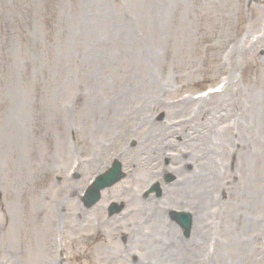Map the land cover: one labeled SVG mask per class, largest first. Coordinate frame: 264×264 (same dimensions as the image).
Wrapping results in <instances>:
<instances>
[{"label":"rangeland","instance_id":"obj_1","mask_svg":"<svg viewBox=\"0 0 264 264\" xmlns=\"http://www.w3.org/2000/svg\"><path fill=\"white\" fill-rule=\"evenodd\" d=\"M14 1L0 0V181L12 178L14 189L17 186L26 192L24 197L31 191L29 197L45 201L40 204L38 216L41 218L31 229L32 240L27 245L29 260L24 261L20 252L24 232L14 233L9 240L7 231L10 227L13 230L22 227L36 217L30 207L20 217L16 199H23L16 195L7 197L5 190L10 189L9 185L0 184L3 195L0 210L9 213L6 220H0V247L8 258L10 254L14 264H41L38 245L44 246L46 252L44 264L49 255L52 260L59 257L55 239L67 240V235H63L61 225L51 223L48 206L56 199L62 202L68 198L70 190L65 188L64 181L69 179L76 162L82 163L80 171L92 170V167H83L85 156L117 150L126 141L118 132L130 136L128 148L130 151L134 148L131 153L138 151L140 155L147 148L139 142L147 130L154 125L160 127L161 123L168 127L175 120L181 127L178 131L172 130L173 138L167 134L166 141L159 136L149 138L148 148L177 144L183 153L198 154L209 162L205 178L213 175L214 169L218 174V162L219 174H225L230 181L224 204L232 208L246 192L241 185L252 183L253 178L256 180L253 191L264 200V114H259L264 105L261 108L249 105L250 92H264V0H32L31 8L27 4L19 6L17 14ZM17 15L18 21H15L13 18ZM16 22L23 25L24 40L17 35ZM231 53H235L233 58ZM232 71L234 84L228 80ZM225 81L226 90L229 88L226 96L235 100L222 105L219 116L202 106L197 108L198 104L196 108L204 114L197 116L190 115L188 110L179 111L178 104L174 105L184 94L191 95ZM163 85L166 89L161 88ZM160 90H165L166 97L162 95L165 108L158 107ZM101 118L115 120L113 130L109 131L101 123L96 127ZM146 118H150L147 120L150 126L142 131L143 123L137 120ZM215 120H219L218 129L222 130L219 134L224 138L221 142L214 140L220 146L212 149L219 157L206 154L204 139L200 137L209 135ZM133 121L137 124L132 127ZM234 121L238 124L235 127ZM19 130L28 135L30 132L34 138L29 152L24 147L19 149L16 143L9 149L6 147L12 138L8 133ZM113 141L114 144H107ZM59 147L64 149L65 156ZM169 152L168 158L159 159L156 169L169 162L174 166L181 162L179 150ZM125 154L130 153L127 150ZM20 155L30 165V172L28 167L23 170L19 166ZM43 162L46 165L42 166ZM129 163L128 167L132 162ZM184 163L182 171L190 172ZM138 164L132 171V179L137 177L134 187L143 190L151 179L159 180L160 176L158 172L153 177L145 176L138 185ZM27 175L32 179L33 188L22 184L21 179ZM200 181H196V188ZM52 182L54 190L50 193L46 187ZM210 191H207L209 203ZM26 201L30 206V201ZM69 201L68 198L63 222L67 227L75 215ZM209 206H206L207 214ZM241 210L242 218L251 220L252 225L243 230L240 225L228 224L231 248L222 254L220 251L219 259H227L223 264H264V206ZM229 218L231 221V215ZM5 224L6 233L2 231ZM24 231L29 237V229ZM177 234L176 243L181 246L185 239L180 231ZM205 235L204 250L199 257L191 263L190 259L185 260L184 264H203L198 259L206 251ZM107 241L105 244L110 242ZM159 245H156L155 257H143L153 263L162 252ZM78 246L76 253H79ZM173 252L178 259L173 264L183 261L180 257L184 255L183 249L173 248ZM88 255L85 263L77 264H104L111 259L116 264L119 260L110 253L99 254L92 249ZM10 259L4 257L0 264H10Z\"/></svg>","mask_w":264,"mask_h":264},{"label":"bare ground","instance_id":"obj_2","mask_svg":"<svg viewBox=\"0 0 264 264\" xmlns=\"http://www.w3.org/2000/svg\"><path fill=\"white\" fill-rule=\"evenodd\" d=\"M235 56V53H231V58H233ZM234 72H232V74H230V82H232L233 84L235 83V76L233 75ZM159 87H160V83H159ZM165 87L166 89V86L163 85L161 86V88ZM169 88V87H168ZM165 90H160V97H159V104H160V107L164 106V108L166 107L164 105V101H163V96L166 97V94L164 92ZM237 91V90H236ZM228 94V93H227ZM208 100V99H207ZM207 100H204L203 102L206 103ZM235 99H233L232 96H226V94H224L223 96H219V97H214L211 99V102L208 103L205 107V109L207 108V110L211 113H213L214 115H221V108H224L222 105H224L225 103L226 104H232L233 101ZM249 105L250 107H253V108H261L263 105H264V92H256V90H254L253 92H250L249 94ZM257 105H259L260 107H256ZM172 109V108H171ZM204 109V110H205ZM198 112H195V114H197ZM203 114H204V111H203ZM259 114H264V106L261 110V112ZM148 120V119H147ZM145 120V124L146 125H150L149 122ZM115 120H109V119H102L100 120L99 122H96V126H98L100 123L101 124H105L108 128H109V131L113 130V128H111L114 124ZM165 124L164 123H161V126L160 127H157L156 125L154 126H151L147 131L148 133L145 135V137H143L139 142L140 143H144V145L147 147V148H144L143 151H141V154L139 155L138 153H134V161H137L138 164V167L140 168V175L141 174H146V171L149 173V171L153 172L154 171V162L156 160L159 161V159H164L166 158L167 156H163L162 153L158 152V148L157 147H150L148 148L147 146V140L149 138H153L155 136H161L162 133H165V132H168V130L166 129V127H163ZM220 125V122L219 120H215L214 121V129L208 134H202L201 136V139H204L203 141L206 142L207 144L204 145V142H203V146H204V149L206 150V154L210 153L211 156H212V153H213V156H215L214 154V148L215 146H220V145H217L215 143L214 140H218L219 142H221V140H224V138H221L222 135L220 136V131H222L220 128L218 129ZM175 128H173L172 130H177L181 127V126H174ZM111 128V129H110ZM101 130V128H100ZM27 135L26 132H17V135H16V141L15 143H18L20 145V142H21V138L22 136ZM219 134V136H218ZM214 135V136H213ZM28 136V135H27ZM211 142V145L209 144ZM25 144H28V146H31V139L29 138L28 140H25L24 142ZM5 152L9 153V150H6ZM165 154V153H164ZM9 156V154H8ZM195 156H197L196 158L199 157L198 154L194 155V152L189 154V157L190 159L194 157L195 159ZM193 159V160H194ZM132 161V162H134ZM193 161L192 160H187L185 163L188 164V163H192ZM208 164V162H202L201 160L198 161L196 163V166L193 167V174H184V175H181V179H179V181H177V184L181 185L179 188L177 187H172V188H168L166 189V191L168 192L167 194H169V197L167 199L164 200H161L160 204H157V205H151L152 208H155V210H153L154 212H156L155 214L158 215V222L157 223H154V224H151L149 227L147 226H143V225H135L134 228L136 230V235L135 236V240H134V243H132L131 241L129 242L128 245H126V252H128L129 254L132 252H137L138 253V250H140L141 252H143L144 256H153L155 257L156 255V241H168V244L169 245H172L174 243L173 241V238H174V229L171 228V226H169L168 224H166L165 220H164V217H165V210L163 209V207H166L167 209H172L174 205H171V204H167V201L166 200H177L179 197H182L181 199V202L183 204L186 203L189 204L190 201L189 199L192 198V196H196V194H199L196 192V190H199L200 191V196H199V202L198 203H192L190 205V211L193 212V215H194V235L192 237V242H193V245H194V248L192 249V253H193V256H192V260L195 258L196 254L195 253H198L199 252V243L200 242V237L201 235L207 230L208 228V220L209 218L207 219L206 217V205H207V189H209L211 186L215 185V186H218L222 183V180H223V176L219 177L217 176L216 177V180L217 181H214V176L212 175H207L206 178H205V172H204V168L206 167V165ZM219 168V163L217 162V166ZM219 171H220V168H219ZM197 176H200L199 177V180L200 181V186L194 190L193 188V180H195V178ZM256 180L253 178V182L251 183L250 181L244 183L245 186H244V191L246 190V192L242 194V196L238 197L239 200H240V203H239V208L238 211H236L235 209L232 211V215H238L239 212L242 208L243 209H247V208H252V209H255L257 208L258 206L262 207L264 206V200L261 199V197L253 191V183L255 182ZM184 183V185H183ZM183 185V186H182ZM256 187V186H255ZM136 194V193H135ZM188 196V202L185 200V196ZM175 196H178V198H175ZM133 201H135V204H134V207L136 208V212H138L139 210L143 209V212H142V217H141V220L143 219L144 215L147 214H151L153 213V211L151 210L150 211V208L149 206L147 205L148 203H151L149 200V202L144 205L142 204V202H139V200H136V198L133 197ZM249 202V204H248ZM142 205H141V204ZM20 211H23V208L21 207ZM242 214H239V218H237V222L240 226H242V229L245 230V228L247 226H251L252 225V221L247 219V218H242ZM28 226V225H26ZM21 230V227H16L15 230H13L14 232L17 231V233H19ZM126 233V230L123 231H117L116 234L112 237H118V236H122V235H125ZM139 233V235H138ZM163 233H165V237H163ZM169 236H167V235ZM138 235V236H137ZM228 242L231 243V241L229 240ZM170 248V246H169ZM43 247L40 246L39 248V254H40V262H42L44 260V256L46 255V252L44 253L43 251ZM114 251V250H112ZM116 255H118L120 252L117 250V251H114ZM131 254V255H132ZM167 264H172L173 262V252L169 253L164 260H162L161 262H167ZM238 261V260H237ZM236 261V262H237ZM225 261H223L222 263H224ZM161 263V264H163Z\"/></svg>","mask_w":264,"mask_h":264}]
</instances>
